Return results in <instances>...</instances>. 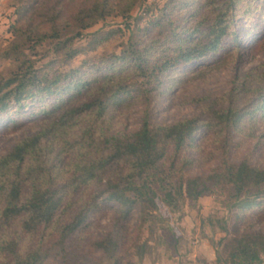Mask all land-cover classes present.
Wrapping results in <instances>:
<instances>
[{"label":"trees","instance_id":"trees-1","mask_svg":"<svg viewBox=\"0 0 264 264\" xmlns=\"http://www.w3.org/2000/svg\"><path fill=\"white\" fill-rule=\"evenodd\" d=\"M72 1L20 4L17 13L26 23L17 20L14 39L0 47V56L15 63L0 71V118L24 110L41 117L38 129L0 153V264H101L105 256L120 264L125 223L136 209L143 218L167 220L162 208L171 211L215 189L225 190L229 205L239 210L263 200L264 164L231 160L229 134L221 136L240 131L257 114L264 118V70L235 75L226 93L201 102L193 115L157 122L149 107L151 96L179 82L181 67L216 52L230 35L236 42L239 25H247L255 11L264 19V0H165L161 14L146 24H140L142 14L133 17L134 27L125 24L129 33L118 52L84 58L68 70L52 68L51 61L34 64L23 53L26 42L52 39L67 60L80 51L73 39L84 29L113 10L131 17L138 0ZM121 31L118 26L89 32L86 51ZM134 95L146 104L139 126L112 131V112ZM203 130L222 146L221 158L210 171L187 175L195 162L187 149ZM102 207L112 210L109 229L86 241L88 250H72L70 237ZM218 243L224 252L217 261H264V231L227 233Z\"/></svg>","mask_w":264,"mask_h":264},{"label":"rangeland","instance_id":"rangeland-1","mask_svg":"<svg viewBox=\"0 0 264 264\" xmlns=\"http://www.w3.org/2000/svg\"><path fill=\"white\" fill-rule=\"evenodd\" d=\"M38 1L0 0V47L14 39L17 20L18 24L26 23L24 16L18 15L17 7L26 3L32 8ZM164 2L165 0H138L131 8V17L128 18L113 10L73 39V47L80 51L67 60L65 51L56 49L52 39H46L35 46H31L32 42L28 41L23 53L36 65L51 61L52 68L68 70L79 65L84 58L107 51L118 52L129 33L125 24L130 23L132 27V19L138 14L143 16L140 24H146L148 18L161 14L160 7ZM145 7L150 8L148 14H144ZM191 20L189 18L187 22ZM118 26L122 29L120 35L86 51L91 40L89 32ZM153 31L150 27L148 32L150 34ZM236 40L234 42L230 35L216 52L181 67L179 82L172 84L165 92L151 96V120L169 122L178 117L193 115L200 110L201 102L226 93L231 88L235 75L253 68L264 70V19H260V11L252 14L247 25H239V37ZM14 67L15 63L11 58L0 56L2 73ZM83 97V93L79 94L74 101L78 102ZM145 106L142 95L128 98L112 112V131L136 129ZM40 120V115H32L27 110L1 117L0 153L8 149L18 137L38 129ZM227 133L229 136L226 138L230 140L226 153L231 160L238 161L247 157L253 163L264 164V118L257 114L254 118L246 119L240 131L229 129L221 137H225ZM193 143L187 153L195 162L185 174L210 171L221 158L222 146L220 149L217 147L213 141V133L209 130L198 132ZM92 188L90 186L86 190ZM227 196L225 190L215 189L203 193L195 200L186 198L171 211L162 208L167 220L153 214L143 218L136 209L125 223L121 251L126 252V255L120 264H225L216 260L224 252L222 245L218 243L221 236L241 233L247 228L264 231V198L249 208L239 210L229 205ZM111 223L112 210L108 207L100 208L81 231L70 237L71 249L88 250L86 241L106 232ZM222 225L227 229L224 230ZM139 243L144 244L142 248H137ZM92 254L98 256L99 252L92 251ZM99 262L112 264V260L106 256L101 257Z\"/></svg>","mask_w":264,"mask_h":264}]
</instances>
